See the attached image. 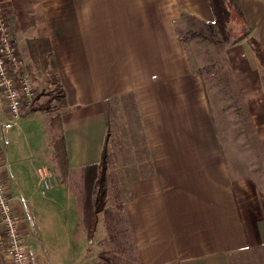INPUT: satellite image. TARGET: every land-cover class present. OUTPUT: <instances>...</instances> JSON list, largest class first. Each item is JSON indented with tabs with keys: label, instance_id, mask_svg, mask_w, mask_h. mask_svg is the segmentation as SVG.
<instances>
[{
	"label": "crops",
	"instance_id": "obj_1",
	"mask_svg": "<svg viewBox=\"0 0 264 264\" xmlns=\"http://www.w3.org/2000/svg\"><path fill=\"white\" fill-rule=\"evenodd\" d=\"M30 3L34 24L24 28L12 11L9 15L18 53L26 71L43 77L28 44L47 36V85L58 86L60 97L54 107H29L16 120L35 125L37 112L52 113L43 123L50 158L31 175L22 160H9L6 169L0 159L24 240L26 221L47 210L48 220L55 218L62 189L43 188L38 171L47 165L64 181L72 238L85 244L93 237L83 207L77 208L79 200L74 208L73 178L83 183L84 167L99 161L108 131L110 193L94 228L113 206L140 264H258L264 254V72L247 37L254 36L264 48V0H239L248 36L225 50L250 117L245 129L216 124L204 80L179 38L182 14L213 20L208 0ZM10 119L0 90V158L13 154L1 135ZM54 133L63 139L64 166L56 156ZM34 186L42 189L39 196ZM48 223L51 236H60Z\"/></svg>",
	"mask_w": 264,
	"mask_h": 264
},
{
	"label": "rangeland",
	"instance_id": "obj_2",
	"mask_svg": "<svg viewBox=\"0 0 264 264\" xmlns=\"http://www.w3.org/2000/svg\"><path fill=\"white\" fill-rule=\"evenodd\" d=\"M187 23L188 20L184 18L178 21L179 38L185 47L192 67L201 73L204 86L212 102L216 124H232L238 126V128L243 126L245 129L247 124H250V117L238 94L225 56V50L228 46L241 42L242 38L222 47L213 42L190 36L186 30ZM31 66L34 67L32 64ZM31 70L27 72L36 80L35 96L39 95L38 102L48 101L49 99L50 107H54V99L58 100L60 97L58 86L46 84L44 71H41L42 77L41 73ZM262 71L264 72L263 67ZM50 115H52L51 112H37L34 119L35 125L31 122L19 124L16 120L11 119L2 125V129L5 130V135L4 133L1 134L3 145L8 144L11 148L13 146L11 157L4 156L0 158L6 169H8L9 160H22L23 170L27 175H31L39 162H43L45 157L46 159L50 158L52 148L50 141L46 142L47 137L43 129V123ZM4 136L7 141H5ZM42 146H44L45 155L41 153ZM42 177H47L49 183L47 188L44 187V178ZM38 178L45 190H50L56 186L62 190L60 197L57 199V207L53 209V211L55 210V218L48 220V214L51 212L47 210L48 214L39 215L36 219L37 222L33 219L26 221L28 235L25 240L22 235V239L32 264H140L129 238L126 224L121 215L114 212L113 206L106 213V221L105 219L104 221L101 220L99 228H94V235L88 243L80 244L75 241V238H72L73 233H69L68 225L71 223V214L65 210V206H67L66 199L64 201L65 192L63 187L65 185L60 174L57 172V175H54L53 169L47 165L38 171ZM73 179L72 189L76 196L73 195V199L74 208H76V200H84V185L81 180ZM34 189L36 196L43 192L42 189L41 192L38 190L39 187L34 186ZM79 201L77 202V208L82 206L84 211V203L81 204ZM50 221L55 224L54 231L60 236L56 238L51 236L52 227L48 225ZM0 260L2 264H8L1 256ZM254 264H257V262ZM258 264H264V254L261 255Z\"/></svg>",
	"mask_w": 264,
	"mask_h": 264
},
{
	"label": "trees",
	"instance_id": "obj_3",
	"mask_svg": "<svg viewBox=\"0 0 264 264\" xmlns=\"http://www.w3.org/2000/svg\"><path fill=\"white\" fill-rule=\"evenodd\" d=\"M30 1L31 0H11V11L18 17L24 28H26V25L34 24L35 21L30 7ZM208 1L213 14L212 21H203L194 16L182 14L180 19L184 18L185 20H188V27L186 30L190 36L198 37L223 47L224 45L231 44V42L233 43L248 34L249 29L245 25L239 0ZM177 29L179 33V27H177ZM247 40L251 44L252 50L258 58L260 65L264 68V48L252 35H249ZM28 50L31 61L35 66L41 68L45 72L44 81H47L46 84L49 83L51 77H49L50 72L47 64L49 50L47 36H37L34 40L29 42ZM38 98L39 95L34 97L29 110L49 109V99L48 101L38 102ZM55 118L50 120V124L53 127L55 126ZM50 127L51 126H49V129ZM108 135L109 133L107 131L99 161L95 164L87 165L83 170L84 219L89 235H92L97 213L106 207L107 198L110 193L107 176ZM52 138L56 156L61 165L64 166L65 154L62 136L59 133H54ZM0 264H2L1 260Z\"/></svg>",
	"mask_w": 264,
	"mask_h": 264
},
{
	"label": "built area",
	"instance_id": "obj_4",
	"mask_svg": "<svg viewBox=\"0 0 264 264\" xmlns=\"http://www.w3.org/2000/svg\"><path fill=\"white\" fill-rule=\"evenodd\" d=\"M11 3L0 1V90L12 120L19 119L35 97V82L18 53L9 20ZM0 163V256L8 264H31L20 220L7 194ZM48 187L47 177H42Z\"/></svg>",
	"mask_w": 264,
	"mask_h": 264
}]
</instances>
